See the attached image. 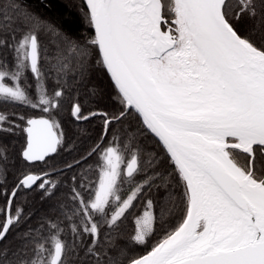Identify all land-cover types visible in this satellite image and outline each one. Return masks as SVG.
<instances>
[{
	"label": "snow or ice",
	"instance_id": "snow-or-ice-1",
	"mask_svg": "<svg viewBox=\"0 0 264 264\" xmlns=\"http://www.w3.org/2000/svg\"><path fill=\"white\" fill-rule=\"evenodd\" d=\"M79 11L0 0V264H264V0Z\"/></svg>",
	"mask_w": 264,
	"mask_h": 264
},
{
	"label": "trees",
	"instance_id": "trees-1",
	"mask_svg": "<svg viewBox=\"0 0 264 264\" xmlns=\"http://www.w3.org/2000/svg\"><path fill=\"white\" fill-rule=\"evenodd\" d=\"M29 3L35 11L40 13L46 19H50L54 21L57 25L62 26L66 30L74 31L78 35L84 33L86 30V25L82 20V14L79 11V8L81 6V0H29ZM95 81L105 90L106 93L111 92L110 81L105 74L97 73L95 77ZM104 103L105 104L109 103L107 96L104 100ZM4 108H7L8 111H15V112L23 111V109L19 107H13L11 105H7V106L0 105V109H4ZM64 126L66 129L76 131V126L70 122V120L66 115L64 116ZM80 127L87 128L89 135H91L92 139L95 140L96 135L100 131V121L93 120L87 125H81ZM73 139H75V137H73ZM20 143H22V139L16 142L15 146L17 149L20 147ZM88 143H91V141H89ZM77 147H80V145L77 144ZM84 147H87V144H85ZM73 155H75V153H73ZM62 158L71 161L72 156L68 155L67 153H64ZM2 179L3 177L0 176V180ZM8 180L9 182H11L13 180V176L9 175ZM65 190L66 189L63 188L61 189V191H65ZM17 200L18 203H24V197L22 195L19 196ZM28 204L30 205V208L28 209L30 211H35L41 208V203L38 197L33 198L32 196H29ZM34 222H35V217H33V223ZM123 227H124L125 235L133 231V222L131 217L129 218V220L125 221ZM11 239L12 237L10 236L9 240ZM142 251L143 249H138L136 254H139Z\"/></svg>",
	"mask_w": 264,
	"mask_h": 264
}]
</instances>
